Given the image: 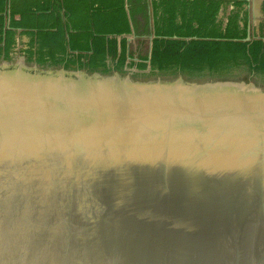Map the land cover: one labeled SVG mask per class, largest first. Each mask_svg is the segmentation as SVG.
<instances>
[{
  "label": "water",
  "instance_id": "1",
  "mask_svg": "<svg viewBox=\"0 0 264 264\" xmlns=\"http://www.w3.org/2000/svg\"><path fill=\"white\" fill-rule=\"evenodd\" d=\"M0 264H264V74L3 58Z\"/></svg>",
  "mask_w": 264,
  "mask_h": 264
},
{
  "label": "trees",
  "instance_id": "2",
  "mask_svg": "<svg viewBox=\"0 0 264 264\" xmlns=\"http://www.w3.org/2000/svg\"><path fill=\"white\" fill-rule=\"evenodd\" d=\"M246 2L0 0V58L10 57L16 38L23 34L27 40L17 50L25 60L42 65L131 72L264 74V0L257 29L251 28L248 39H244L249 19ZM220 6L222 16L217 17ZM150 34L149 50H141ZM127 35L134 37V45L127 41Z\"/></svg>",
  "mask_w": 264,
  "mask_h": 264
},
{
  "label": "rangeland",
  "instance_id": "3",
  "mask_svg": "<svg viewBox=\"0 0 264 264\" xmlns=\"http://www.w3.org/2000/svg\"><path fill=\"white\" fill-rule=\"evenodd\" d=\"M254 6H255V2H254ZM258 16V15H257ZM253 16H251L250 15V18H252ZM253 18H256V16H254ZM128 36H130V35H128ZM134 45V44H133ZM17 48H18V44H16L15 45V48H14V51H12L11 53H10V57L9 58H5L6 60H8L9 61V63H18V61H19V59H20V56H23V54L21 53V52H19L18 50H17ZM146 49H148V42H147V40H144V43H143V45H142V48H141V50H146ZM24 57V56H23ZM3 58H0V62H1V60H2ZM25 59V58H24ZM25 62L27 63V64H32V62H33V60H25ZM35 62V61H34ZM37 63V62H36ZM37 65H42V64H38L37 63ZM54 66L55 67V65H60V64H44L43 66ZM133 69V68H132ZM114 69H112V70H110V71H113ZM115 71H117V70H115ZM129 71V70H128ZM233 74H246V73H244V72H242V71H240V72H235V73H233Z\"/></svg>",
  "mask_w": 264,
  "mask_h": 264
},
{
  "label": "flooded vegetation",
  "instance_id": "4",
  "mask_svg": "<svg viewBox=\"0 0 264 264\" xmlns=\"http://www.w3.org/2000/svg\"><path fill=\"white\" fill-rule=\"evenodd\" d=\"M245 5H246V3L244 4V7H246V8L248 9V15H249L248 23H249L250 27L254 29V25H253L254 18H253V17L250 18V15H251L250 7L245 6ZM220 7H221V6H220ZM220 7H219V8H220ZM219 8H218V9H219ZM228 8H229V6L226 7V12H227V9H228ZM221 9H222V7H221ZM259 10H260V3H259ZM217 11H218V10H217ZM222 12H223V11H222ZM260 12H261V10H260ZM261 14H262V13H261ZM220 16H222V14H221ZM217 17H218V16H217ZM258 18L260 19V16H259ZM259 19H258V21H259ZM223 20H225V17H223ZM148 36H149V35H148ZM148 36L145 37V40H147V41H148ZM133 38H134V37H133ZM133 38H132L131 35H130V36L127 35V41L132 40V43L134 44V39H133ZM145 70H147V68H146ZM129 71H131V70H129Z\"/></svg>",
  "mask_w": 264,
  "mask_h": 264
},
{
  "label": "crops",
  "instance_id": "5",
  "mask_svg": "<svg viewBox=\"0 0 264 264\" xmlns=\"http://www.w3.org/2000/svg\"><path fill=\"white\" fill-rule=\"evenodd\" d=\"M254 2H255V3L258 2V4H259V2L261 3V0H253V3H254ZM26 40H27V37H26L25 35L21 34V35H19V36L16 38V41H17L16 44H18V47H21V46L24 45V43L26 42Z\"/></svg>",
  "mask_w": 264,
  "mask_h": 264
}]
</instances>
